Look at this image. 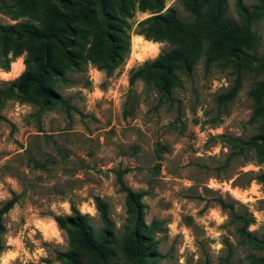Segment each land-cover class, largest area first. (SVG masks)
I'll use <instances>...</instances> for the list:
<instances>
[{
    "label": "rangeland",
    "instance_id": "1",
    "mask_svg": "<svg viewBox=\"0 0 264 264\" xmlns=\"http://www.w3.org/2000/svg\"><path fill=\"white\" fill-rule=\"evenodd\" d=\"M109 6V24L98 14L70 53L54 49L63 73L49 80L57 95L49 105L32 87L2 102L0 206L17 201L2 216L0 264H74L65 255L73 250L81 264H98L70 242L74 229L54 220L74 206L98 233L96 195L108 204L113 263L126 264L117 247L137 223L149 264H264V127L254 112L264 105V0H224L225 16L248 25L256 45L213 52L202 31L196 55L173 64L168 92L161 70L135 75L176 48L141 21L169 7L184 22L191 14L181 0ZM20 23L39 24L0 0V25ZM25 60L36 69L27 51L14 57L0 43V87L17 80ZM117 172L141 194L132 225Z\"/></svg>",
    "mask_w": 264,
    "mask_h": 264
},
{
    "label": "trees",
    "instance_id": "2",
    "mask_svg": "<svg viewBox=\"0 0 264 264\" xmlns=\"http://www.w3.org/2000/svg\"><path fill=\"white\" fill-rule=\"evenodd\" d=\"M16 6L33 13L37 17L38 25L26 23L13 24L7 26L0 25V43H3L4 53L11 51L12 55L18 56L23 51H27L31 60L37 64L32 70L29 62L25 60L26 69L17 78L9 82L4 88L0 87V107L4 99L10 97L14 92L23 93L27 88L32 87L35 94L43 98V103L47 106L57 97L50 84L54 75H62L61 68L54 56V49H58L64 55L70 53V48L77 46V40L84 39V33L80 26H90L97 15L104 19L108 15L109 0H13ZM123 0H119L122 4ZM183 8L191 14L193 21L184 22L172 7L166 9L164 14H156L145 20L141 24H146L147 28H152L154 36L152 38L160 40L167 39L176 44V48L163 51L158 58L150 64L149 70H139L135 75L145 78L150 70H161L163 74L164 88L168 92V75L174 77L173 64L186 63L188 59L196 55L200 50V33L207 34L210 51H218L223 47H229L232 52H242L244 49L253 48L256 45L257 36L248 26H241L225 16L224 0H181ZM104 23L109 24L106 18ZM146 38H151L148 32H144ZM98 36V35H97ZM34 45L26 46L24 40ZM98 37L92 42L97 46ZM112 41L113 38L109 37ZM111 53V52H110ZM264 83H259V88H263ZM235 88L222 96L229 99L233 96ZM58 101L60 98L58 97ZM255 114L263 119L264 127V105L257 102ZM0 118L2 116L0 115ZM117 183L120 190L125 192L127 198V213L129 222H134L135 214L140 205V193L133 192L125 186L122 181V173L117 172ZM17 201V196L13 195L0 206V235L4 231L2 216L12 208ZM94 206L103 223V227L94 234L86 222V216L71 206L72 215L60 217L55 216V222L63 227L71 226L74 230L70 236V242L93 255L98 264H117L112 262L114 249L112 248L111 226L112 222L108 214V204L100 196L93 197ZM130 216L132 218H130ZM145 227L138 225L132 228L129 235L125 237L118 250L126 264H149L147 259L150 255L149 248L145 242ZM1 249V245H0ZM74 264H81L76 252L65 253Z\"/></svg>",
    "mask_w": 264,
    "mask_h": 264
}]
</instances>
